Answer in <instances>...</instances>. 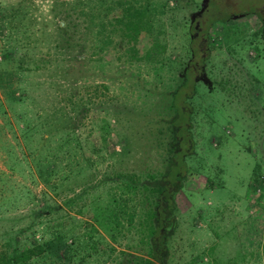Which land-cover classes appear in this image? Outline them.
Instances as JSON below:
<instances>
[{"label":"rangeland","instance_id":"obj_1","mask_svg":"<svg viewBox=\"0 0 264 264\" xmlns=\"http://www.w3.org/2000/svg\"><path fill=\"white\" fill-rule=\"evenodd\" d=\"M261 18L264 0H0V252L134 264L192 45L167 262L264 264Z\"/></svg>","mask_w":264,"mask_h":264},{"label":"trees","instance_id":"obj_2","mask_svg":"<svg viewBox=\"0 0 264 264\" xmlns=\"http://www.w3.org/2000/svg\"><path fill=\"white\" fill-rule=\"evenodd\" d=\"M138 16L139 11L136 10ZM135 16V14H134ZM226 17H221L225 20ZM213 19V18H212ZM210 20V19H209ZM208 19L203 22L204 29L210 22ZM61 29L66 27V23H57ZM137 20L130 19L126 22V26L135 29ZM198 34V33H197ZM194 40V38H192ZM205 44L207 42L205 41ZM209 48V46H208ZM195 47L191 45V61L188 66L182 70V80L172 91L170 105L174 111L171 120L172 138V153L166 164V169L158 178H153L147 185V190L153 192L152 198L141 209L136 224L138 231L142 234V251L141 253H133L134 264H168L167 256L169 254V245L167 237L173 225V216L171 211L174 209L173 195L178 188L181 187V180L186 174V164L184 156L191 152V139L188 132L185 130L189 125V111L185 104L186 98L191 94L194 80L199 70L200 64L203 61V56L199 52L194 51ZM198 53V54H197ZM81 56H75V62L80 64ZM72 65V63H71ZM73 77L74 74H69ZM72 79V78H71ZM193 84V85H192ZM12 95V94H11ZM190 145H189V144ZM185 169V170H184ZM131 219L129 216L128 220ZM43 245L34 244L27 252L14 251L8 255L0 252V263L2 264H25L28 258L39 254L42 251ZM37 249V250H36Z\"/></svg>","mask_w":264,"mask_h":264},{"label":"flooded vegetation","instance_id":"obj_3","mask_svg":"<svg viewBox=\"0 0 264 264\" xmlns=\"http://www.w3.org/2000/svg\"><path fill=\"white\" fill-rule=\"evenodd\" d=\"M261 21H262V23H264V18H261ZM195 23H196V22H195ZM203 58H204V56H203ZM190 59H191V58H190ZM190 59L188 60L187 64H186L184 67H186V66L189 65V63H190V61H191ZM200 67H201V65H200ZM200 67H199V69H200ZM198 72H199V70H198ZM200 73H201V72H200ZM200 75H201V74L198 73V74L196 75V77H195V80H197V79L200 77Z\"/></svg>","mask_w":264,"mask_h":264}]
</instances>
